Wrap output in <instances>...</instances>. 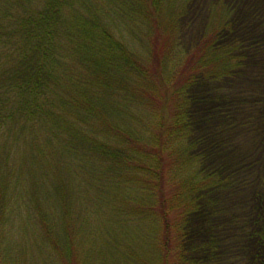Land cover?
Wrapping results in <instances>:
<instances>
[{
	"label": "trees",
	"instance_id": "16d2710c",
	"mask_svg": "<svg viewBox=\"0 0 264 264\" xmlns=\"http://www.w3.org/2000/svg\"><path fill=\"white\" fill-rule=\"evenodd\" d=\"M123 4L126 10L135 11L136 6L140 10L138 19L142 18V28L150 40L144 58L132 53L138 47L119 42L118 34L102 13L84 24L81 16H88L89 11L83 10L89 0H0V172H11L9 162L17 178L24 171L35 178L32 166L44 162L50 169L53 167V172L61 170L67 163V154L79 151L80 142L86 138L80 125L97 130L96 135L118 133L121 139L126 138L120 146L113 145L114 138L107 136V142L93 135L92 142H97L99 152L97 164L119 181L117 196L122 200H128L129 194L120 184H132L140 179V172L149 173L154 198L145 206L161 223L155 222L153 232L158 237L149 251L150 259H142L147 252L138 245L139 241L120 237L129 234V228L119 220L118 253L106 242L111 244V253L103 247L97 254L88 253L93 262L264 264V169L258 173L255 170L259 157L264 156V106L260 108V102L251 100L247 119L241 117L242 124L234 121L228 125L234 132L242 130L241 144L255 130L259 133L249 139V149L236 156L231 155L232 151L224 154L226 164L215 167L209 164L210 147L206 145L215 128L193 135L194 124L188 113L191 86L199 81L218 83L237 76L246 54L258 55L264 46L256 41L243 49L242 37L247 35L237 31L239 23L225 0L207 5L204 25L187 49H181L176 42V18L184 14L185 2L178 8L165 0H127ZM127 15L125 11L119 17ZM257 19L260 24L243 29L246 34L264 26V18L259 15ZM79 44L83 45L84 55L92 58L83 57L82 65L76 66ZM119 71L124 75V90L143 104L149 100L150 110L138 127L140 131L135 129L138 116L132 125L118 126ZM103 73L116 78L110 80L113 92L108 94H98V78ZM246 103L247 100L244 106ZM95 117L98 121H94ZM254 120L261 122L253 124ZM110 160L112 169L105 166ZM7 175L3 186L9 194L16 182H9ZM134 194L136 199L141 196ZM10 200L2 195L0 186V209ZM37 208L46 215L39 205ZM105 214L119 218L120 210L110 208ZM193 214L197 224L200 221L203 235L188 248L192 233L188 223ZM65 217L66 213L63 225L38 218L41 229L34 233L36 264H80L70 233L64 245L59 238V230L66 232L69 226ZM22 252L31 253L32 248ZM4 256L8 259L11 255ZM5 257L0 256V264H4Z\"/></svg>",
	"mask_w": 264,
	"mask_h": 264
},
{
	"label": "rangeland",
	"instance_id": "374dc122",
	"mask_svg": "<svg viewBox=\"0 0 264 264\" xmlns=\"http://www.w3.org/2000/svg\"><path fill=\"white\" fill-rule=\"evenodd\" d=\"M125 1L127 0H89V5L83 10L85 12L89 11V14L88 16L86 14L83 16L82 14L81 20L85 22L84 24H87L90 18L102 13V16L108 17L109 20H106L109 22L110 28L118 34L119 42H128L131 46L138 47V50H132V53L138 58H144L148 55L146 48L147 45L150 46V40L142 28L144 26L142 18L138 19L140 16L138 6L135 7V11L126 10V4H123ZM165 1L173 2L174 5H177V8L183 2L187 4L189 1L184 14L176 18V32L179 30L176 42L181 49H187L197 39L196 37H198L204 25L206 7L214 0ZM225 1L231 6L232 15H234L237 24L239 23V28H236L237 31L243 36L247 35V37H242L245 40L243 49L247 50L256 41L260 45L262 44L261 47H263L264 26L257 30L254 27L250 34H246L243 29L247 31L248 26V28H251L260 24L257 17L260 15V17L264 18V0ZM125 11L128 12L127 17H119ZM119 30L121 31L120 33ZM82 47L83 45L79 44V51L74 62L76 66L82 65L83 57L92 58L91 55H84ZM87 47L90 48L89 46ZM248 53L250 54H246L244 66L239 69L237 76L226 78L218 83L199 81L188 89L190 96L188 113L191 123L194 124L193 135L198 136L202 132L205 134L204 132L207 129L215 128L213 136L211 135L213 138L209 136V141L206 139V145L208 144L210 147L209 158L211 162L209 164L213 163V167L220 166L223 163L226 164V159L223 157L224 154L232 151L234 153H231V155L236 156L237 152L249 149V139L253 140L255 138L253 135L259 133L255 130V132L248 135L247 142L241 144L240 140L243 139L242 130L237 128L236 132H234L228 128V125L234 121L235 124L236 122L242 124L243 119L241 117L247 119V116H249L248 104L251 100L260 102V108L264 106V48H259V56L254 52ZM259 60H261L260 64ZM146 61H149V57ZM92 62L93 60L88 65ZM103 77L106 79H103ZM110 80H116L115 76L105 73L99 76L98 94L113 92V89L110 88L112 83ZM124 86V75L119 71L118 95L121 103L119 114H117L119 115L117 116V123L118 126L120 125L121 128H124L125 124L132 125L133 122L131 121L138 116L135 119V129L138 130L142 120L146 119L149 113L150 109L147 107L149 100L143 104L142 101H138L135 97L133 98L128 91L124 90ZM246 100L247 103L244 106ZM241 103L242 105H240ZM95 106L101 108L98 104H95ZM127 110H129L130 114L127 113ZM100 111L102 113V109ZM108 120L117 124L116 120ZM239 120L241 123H239ZM94 121H98V119L95 117ZM260 122H255L254 120L253 124H259ZM79 129L83 131L86 138L80 142L79 151L72 155L67 154V163L61 166V170L53 172V167L50 169L47 166V162H44L40 165L36 164L35 168L32 166L33 170L36 171L35 178H32L26 171L17 178L16 171L15 173L13 172L14 165L9 162L7 168L11 172L8 175L5 169L0 172L2 195L7 198L11 197L5 208L0 209V256L11 255L8 259L5 257L4 264H36L38 260L35 257L37 251L34 246V233L41 229L38 218L41 217L43 220L47 219L49 222H58L63 225V214L65 216V213L66 222L69 226L67 229L66 225V232H62V228L59 230L61 232L59 238L62 237L63 243H61L64 245L68 242L65 237L70 233L69 238L76 249L74 250V255L77 258L80 257V264H96L92 258L90 259L88 253L90 255L92 252L97 254L100 249L102 250L101 247L111 253L112 244L114 247L112 248L113 251H119V220L129 228V234H124L120 237L131 240L134 243L139 241L138 245L147 252L144 255L140 252V255H143L142 259H150L151 252L149 251L152 250L151 247L155 246L154 241L158 237L153 232L154 227H156L155 222L161 223L159 217L151 212L150 214L145 206L154 198L151 193L153 186L151 182L152 176L149 173L140 172L139 180L135 179L132 184L123 186L120 184L122 190L124 189L129 196L128 200H122V197L119 199V196H117L119 195V181L113 179L112 173L104 172L106 170L103 166L100 169V164H97L99 152L96 148L98 145L96 141L92 142V139H95L94 135L98 139L108 142L107 136H109L115 140L113 145L120 146V141L122 143V139L126 138L121 139L118 133L96 135L97 130H92L87 125L86 127L80 125ZM113 157L111 156V158ZM262 157H259L260 162L255 167L256 173L264 169V156ZM107 158H110V156ZM104 159L106 158L103 157L102 160L104 161ZM105 166L107 168L110 166V169H112L111 160L110 163L106 162ZM168 166L171 168L170 164ZM5 175L8 176L9 182H16L14 191L9 194L6 193L3 186ZM164 175L166 176L165 170ZM55 191H58V193L56 194ZM134 193L141 194L140 198L136 199ZM47 200L51 201V203L47 202ZM37 205L41 207L43 212H47L46 215L40 214ZM110 208L120 210L119 218L113 214L109 216L105 214ZM191 220L188 223V227L190 223L192 226V233L187 244L188 248L195 246L203 235L199 230L200 221L197 224V216L193 214ZM139 238H142V240H138ZM24 248L26 250L32 248V252L24 254L22 252ZM115 256L119 258V254H115ZM262 259H264V254H262ZM130 260L134 263L135 257Z\"/></svg>",
	"mask_w": 264,
	"mask_h": 264
}]
</instances>
